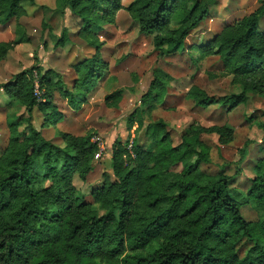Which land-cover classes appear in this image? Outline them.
<instances>
[{
  "label": "trees",
  "instance_id": "1",
  "mask_svg": "<svg viewBox=\"0 0 264 264\" xmlns=\"http://www.w3.org/2000/svg\"><path fill=\"white\" fill-rule=\"evenodd\" d=\"M24 1L0 0V24L27 15ZM218 1L133 0L125 6L121 0H55L58 11L70 10L82 19L79 35L96 54L75 65L78 77L71 86L39 63L0 83L9 105L23 109L7 118L9 141L0 153V264H264V145L247 191L233 189L240 169L234 175L203 171L201 167L211 162L203 135H217L221 144H229L234 129L195 121L175 143L167 121L145 123L144 113L168 95L166 72L154 70L141 97L143 107L128 119L132 147H127L130 139L115 142L114 175L103 174L101 184L91 191L92 200L74 185L76 176L86 180L95 169L98 147L92 135L56 129L63 118L57 96L78 111L97 80L107 74L97 34L103 25L116 22L119 10L128 11L142 34L153 35L158 57L166 58L186 50L190 33ZM259 2L250 13L226 23L207 45L192 47L219 57L222 75L231 77L234 90L218 98L193 85L186 97L200 108L218 105L230 110L249 94L264 100V31L259 30L264 0ZM66 40L64 33L54 47ZM28 42L18 21L15 39L0 42V60ZM121 99V89L105 98L110 107ZM35 110L44 117L41 129L34 124ZM44 129L55 131L63 145L47 137ZM247 146L241 150V160ZM177 165L183 168L178 170ZM244 204L257 211L258 220L244 217ZM246 239L253 244L241 254L238 248Z\"/></svg>",
  "mask_w": 264,
  "mask_h": 264
},
{
  "label": "rangeland",
  "instance_id": "2",
  "mask_svg": "<svg viewBox=\"0 0 264 264\" xmlns=\"http://www.w3.org/2000/svg\"><path fill=\"white\" fill-rule=\"evenodd\" d=\"M132 0H121L128 5ZM260 5L259 0H219L210 7L207 18L202 21L186 40L187 50L166 58L158 57L153 45V35L140 32L125 9L117 13L114 24L103 25L97 34L102 42L100 56L108 67L106 78L97 80V86L87 95V101L79 112L70 110L64 98L58 97V108L63 114L56 129L76 136L92 135L91 141L98 147L99 158L94 157V171L86 180L76 176L74 185L87 200H92L91 191L101 184L104 173H112L107 168V154H112L117 140L126 142L131 149L132 138L128 130V119L143 107L141 97L147 93L154 78V70L161 69L170 76L168 95L153 111L144 113L145 123L163 119L173 129L175 143L193 122L202 125H227L234 129V138L229 144H221L214 134L203 135L210 146L211 162L201 169L208 173L219 171L240 175L233 183V189L247 191L255 177L256 158L264 145V100L256 94H249L246 101L235 108L225 109L218 105L200 108L185 97L187 91L198 85L209 95L218 98L234 92L231 77L222 75L220 60L217 56H206L193 46L207 45L218 33L224 23L242 18ZM27 15L20 19L12 18L7 24H0V41H12L16 36L18 21L30 38V42L17 45L6 57L0 60V83L10 81L16 74L39 63L46 69H53L63 75L71 84L76 74L74 65L95 54V48L82 37V19L75 17L70 10L63 14L56 9L55 0H29L23 2ZM264 29V20L260 25ZM261 30V31H262ZM66 33L64 45L55 48L58 38ZM121 89L122 99L118 106L106 104V96ZM5 92L0 90V153L9 141L7 118L13 113H22L17 105L10 106ZM146 108V107H145ZM43 116L34 113V124L41 129ZM136 125V122L134 123ZM134 125V127H135ZM47 137L63 145L55 131L43 130ZM132 135V134H131ZM99 139V140H98ZM97 140V142H96ZM151 142L148 143L150 145ZM247 146V155L241 160V150ZM178 170L182 165H177ZM114 179L115 177L112 176ZM242 213L247 220H258V213L251 205L244 204ZM253 244L244 240L239 245V253L245 254ZM100 264H105L101 262Z\"/></svg>",
  "mask_w": 264,
  "mask_h": 264
},
{
  "label": "crops",
  "instance_id": "3",
  "mask_svg": "<svg viewBox=\"0 0 264 264\" xmlns=\"http://www.w3.org/2000/svg\"><path fill=\"white\" fill-rule=\"evenodd\" d=\"M132 1H133V0H132ZM257 7H258V6H257ZM257 7H256V8H257ZM256 8H255V9H256ZM121 10H123V9H121ZM121 10H119L118 13H119ZM125 11H126V10H125ZM127 13H128V11H127ZM72 14H73V13H72ZM128 14H129V13H128ZM73 15H74V14H73ZM74 16H75V15H74ZM129 16H130V14H129ZM75 17H76V16H75ZM130 17H131V16H130ZM77 18H78V17H77ZM131 18H132V17H131ZM78 19H80V18H78ZM132 20H133V19H132ZM263 20H264V18H263V19L260 21V23H259V30H260V31L262 30V29L260 28V27H261L260 25H261V23H262ZM133 21H134V20H133ZM134 22H135L136 24H138L136 21H134ZM226 23H229V22H226ZM226 23H224V25H225ZM224 25H223V26H224ZM138 26H139V24H138ZM198 27H199V26H198ZM102 29H103V28H102ZM139 29H140V27H139ZM262 31H264V29H263ZM146 35H147V34H146ZM214 36H215V35H214ZM211 39H213V38H211ZM0 42H8V41H0ZM22 44H23V43H22ZM186 50H187V46H186ZM95 51H96V49H95ZM182 53H183V52H182ZM95 54H96V52H95ZM95 54H94V55H95ZM177 54H180V53H177ZM94 55H93V56H94ZM173 55H176V54H173ZM93 56H92V57H93ZM170 56H171V55H170ZM92 57H91V58H92ZM217 57H218V56H217ZM102 58H103V57H102ZM218 58H219V57H218ZM87 59H89V58H87ZM84 60H86V59H84ZM84 60H83V61H84ZM219 60H220V59H219ZM80 62H82V61H80ZM104 62H105V61H104ZM78 63H79V62H78ZM78 63H76V64H78ZM220 63H221L220 68H221V71H222V70H223V65H222L221 60H220ZM76 64H75V65H76ZM75 65H74V71H75ZM40 66H41V65H40ZM41 67H42V66H41ZM42 68H43V67H42ZM43 70H44V69H43ZM48 70H53V69H46V70H44V71H48ZM53 71H54V70H53ZM107 71H108V70H107ZM55 72H56V71H55ZM108 72H109V71H108ZM108 72H107V73H108ZM57 73H59V72H57ZM59 74H61V73H59ZM75 74H76V76H75V78L73 79V81H72L71 84L67 83V82L64 80L69 86H71V85L73 84V82L75 81V79H77L78 76H77L76 71H75ZM61 76L63 77L62 74H61ZM105 76H107V74H106ZM105 76L102 77V78H103V79L106 78ZM63 79H64V78H63ZM106 79H107V78H106ZM97 85H98V84H97ZM97 85H96V86H97ZM96 86H95V87H96ZM93 89H94V88H93ZM93 89H92V90H93ZM202 89H203V88H202ZM0 90H1V89H0ZM92 90H91V91H92ZM3 91H4V90H3ZM91 91H90V92H91ZM188 91H189V90H188ZM188 91H187V93H188ZM187 93H186V94H187ZM186 94H185V97H186ZM88 95H89V94H88ZM6 96H7V95H6ZM58 97H59V98H62L61 96L58 95V96H57V100H58ZM7 98L9 99L8 96H7ZM186 98H187V97H186ZM9 101H10V99H9ZM65 101H66V100H65ZM86 101H87V99H86ZM66 103H67V102H66ZM84 103H85V102H84ZM84 103H83V104H84ZM57 105H58V102H57ZM67 106H68V104H67ZM68 108H69L70 110H72L69 106H68ZM35 111H37V110H35ZM72 111H74V110H72ZM74 112H79V110H78V111H74ZM34 113H35V112H34ZM43 120H44V117H43ZM42 125H43V122H42V124H41V128H42ZM58 130H59V129H58ZM60 131H62V130H60ZM63 132H65V131H63ZM107 157H108L107 168L110 169V172H111V171H112V154L108 153V154H107ZM110 174H112V173H110Z\"/></svg>",
  "mask_w": 264,
  "mask_h": 264
},
{
  "label": "built area",
  "instance_id": "4",
  "mask_svg": "<svg viewBox=\"0 0 264 264\" xmlns=\"http://www.w3.org/2000/svg\"><path fill=\"white\" fill-rule=\"evenodd\" d=\"M36 95L37 96H40L41 95V91L39 90V84L38 83L36 84ZM96 142H97V140H96ZM99 156H100V153L97 152L96 155H95L96 159L99 158Z\"/></svg>",
  "mask_w": 264,
  "mask_h": 264
}]
</instances>
